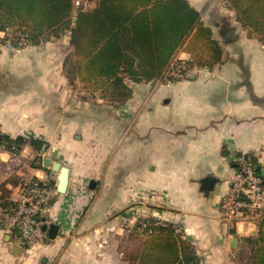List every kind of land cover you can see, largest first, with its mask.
<instances>
[{
  "label": "crops",
  "instance_id": "obj_1",
  "mask_svg": "<svg viewBox=\"0 0 264 264\" xmlns=\"http://www.w3.org/2000/svg\"><path fill=\"white\" fill-rule=\"evenodd\" d=\"M186 1L224 55L219 65L183 81H137L122 67L123 85L111 78L91 84L96 99L73 95L68 59L80 8L60 34L43 35L37 45L13 52L0 44V134L43 141L42 163L51 158L70 170L61 194L59 171L43 164L31 168L41 180L56 183L49 197L48 240L43 247L23 245L0 230V264H159L147 238L110 223L118 210L134 204L141 213L178 225L199 264H238L242 238L256 235L258 227H230L220 207L237 171V155L264 167V70L234 60L244 58L245 44L264 59V45L226 0ZM96 7V0H85L81 8ZM195 31L176 49L179 58L192 60L186 46ZM90 106L92 116L84 112ZM71 108L78 113L70 114ZM77 178L88 191L78 189ZM10 185L0 181V197L16 193L18 184Z\"/></svg>",
  "mask_w": 264,
  "mask_h": 264
},
{
  "label": "trees",
  "instance_id": "obj_2",
  "mask_svg": "<svg viewBox=\"0 0 264 264\" xmlns=\"http://www.w3.org/2000/svg\"><path fill=\"white\" fill-rule=\"evenodd\" d=\"M226 1L250 35L264 45V0ZM96 3L94 10H78L76 27L72 30L74 52L68 59L70 78L78 74L90 84L107 83L113 78L119 87L124 78L118 74L125 67L134 80H164L176 49L193 28L195 34L186 46L192 56L188 61L191 67L210 69L222 62V46L212 39L211 29L186 0H96ZM0 11H5L0 15V31L10 25L13 33H27L31 43L37 45L41 36L58 35L71 23L74 0H0ZM231 35L228 34L230 40ZM0 139L20 147L29 144L36 151H41L44 145L43 141L24 137L12 139L0 134ZM252 163L258 165L255 160ZM33 164L35 168L42 166V159ZM55 185L53 180L47 183L54 190ZM8 195L7 191L0 197L1 208L10 206ZM257 227L258 234L241 240L240 264H264V217ZM135 231L148 239L146 246L152 256L160 259L159 264H199L192 246L172 226L137 227Z\"/></svg>",
  "mask_w": 264,
  "mask_h": 264
},
{
  "label": "built area",
  "instance_id": "obj_3",
  "mask_svg": "<svg viewBox=\"0 0 264 264\" xmlns=\"http://www.w3.org/2000/svg\"><path fill=\"white\" fill-rule=\"evenodd\" d=\"M75 6L76 9L85 6V0H76ZM2 43H6L11 50H25L31 46L30 37L24 32L8 33ZM196 71L187 60L177 57L170 63L164 81H183ZM22 147L15 142L0 139V181L22 177L16 193L10 197V206L0 207V230L8 237L17 236L23 245L43 247L48 240L47 229L52 224L48 217L50 190L44 179L41 180L32 173H23L25 168H30L32 159L23 155ZM5 153L8 155L7 160L3 159ZM235 161L237 171L230 179L229 193L222 199L221 217L230 227H236L240 223L257 225L264 217V178L256 171L251 158L246 154L237 155ZM145 218L147 217H144V222H140L145 227L169 225V222L161 218ZM173 227L176 228L174 225Z\"/></svg>",
  "mask_w": 264,
  "mask_h": 264
},
{
  "label": "rangeland",
  "instance_id": "obj_4",
  "mask_svg": "<svg viewBox=\"0 0 264 264\" xmlns=\"http://www.w3.org/2000/svg\"><path fill=\"white\" fill-rule=\"evenodd\" d=\"M75 1L76 0H74V12H73V14H75V10H77L76 9V6H75ZM86 2H87V4H90L91 1L86 0ZM4 12L5 11H2L0 13V15H2ZM12 16H13V18H15L14 15H12ZM12 30H13L12 29V26H10V25L6 26L5 31H3V32L0 33V39H1V41H2V39L4 37H6V35L8 33L13 34V31ZM16 33H18V32H16ZM0 44L2 45L3 49L9 50V51L15 52V51H22V50H24V49L11 50V49H9L6 46V43H0ZM31 45H32V43H31ZM28 48H26V49H28ZM254 51L257 52V50H254L253 47L245 44L244 49H243V52L245 53L244 58L243 59L239 58V59L234 60V61L238 64V66L244 67L246 69H249L251 67H255V65H257V66L260 67L261 70H264V59L262 58V55L260 54L258 56L257 53H255V55H254ZM177 57H179V56L176 55L175 58H177ZM258 57H260V58H258ZM196 69H197V71H200V70H205V69H208V68H206V67H196ZM76 79L77 78L74 77V79H73V82L74 83L72 84V86L74 87L73 88V93H72L73 95H75V96H77L78 98H81V99L82 98L83 99L84 98L85 99H93V98L96 99V98H98V96L94 92L93 86L90 83L89 84L88 83H84L83 81L77 82L78 80L76 81ZM94 87H96V86H94ZM103 102L106 103V101H103ZM69 112H70V114H73V115H75V114L78 113L76 108L69 109ZM84 112L88 116H92L93 114H95V111H94V109L91 106L90 107H87V109H84ZM25 139L27 140V138H25ZM31 148L32 147H30L29 144L23 145L22 150L24 151L23 155L25 157L32 158L35 155H37V156H38V154L40 155V153L41 154H45V151H43V148L44 147H42V151H36V150H34V152L31 151L32 150ZM29 153H30V155H29ZM36 159L37 160L38 159H42V156H38V157L33 158L31 160V166H30V168L31 167L33 168V166H34L33 163L35 161H37ZM251 160H253V159H251ZM39 164H41V162ZM30 168L29 167L28 168H25L23 170V173L24 174L32 173V171H30L31 170ZM21 179H22V177H16L13 180H9V181L3 182V183H4V185L7 186V184L10 185V182H12L13 186H15V182L19 185ZM82 180L83 179H79V178H77V180H76V183L80 185V186H78V189L79 190H82V191H88V189H89L88 186L85 187L84 182ZM49 181H51V179ZM49 181L46 180L47 183ZM49 190H50L49 191V197H50V195L54 192V189H50L49 188ZM136 205L138 206L139 204H134L132 206H126L125 208H123L121 210H118L116 212V214L113 216L114 218H112V219L110 218V220H111L110 223L111 222L115 223V224L112 223L113 226L115 227L114 229H116V230L118 229L120 231H125V230L128 231V230H130V232H136L135 230H136L137 227H143V228H145V226L142 225L140 222L141 221L144 222V217H147L148 219H150L152 217L150 215L148 216V215H146L144 213H141L140 212V209H137V206ZM128 215H130L132 218L131 217H127ZM134 216H135V219H133ZM147 218H145V219H147ZM114 219H115V221H114ZM171 226H172V229H174L176 231V234L179 235V236H181V239H183L182 238L183 237L182 236V233L177 231V230H180V228L178 227V225H174L176 227V228H174L173 227V224L171 222H169L168 227H171ZM156 227H162V226H156ZM163 228H167V227H163ZM255 234H258V230H257V232ZM119 245H121L122 258H124V255H125V253H124V236H122V239H120V244ZM235 259L238 261V264H240L239 263V261H240V255L239 254L236 253Z\"/></svg>",
  "mask_w": 264,
  "mask_h": 264
},
{
  "label": "water",
  "instance_id": "obj_5",
  "mask_svg": "<svg viewBox=\"0 0 264 264\" xmlns=\"http://www.w3.org/2000/svg\"><path fill=\"white\" fill-rule=\"evenodd\" d=\"M43 166L45 168L53 167L54 170L59 171L58 187L57 190L61 194H65L70 180V170L68 167L62 166L59 163H54L51 158H45L43 160ZM256 171L264 178V167L262 165L256 166Z\"/></svg>",
  "mask_w": 264,
  "mask_h": 264
}]
</instances>
